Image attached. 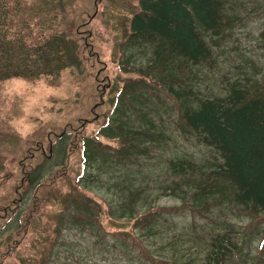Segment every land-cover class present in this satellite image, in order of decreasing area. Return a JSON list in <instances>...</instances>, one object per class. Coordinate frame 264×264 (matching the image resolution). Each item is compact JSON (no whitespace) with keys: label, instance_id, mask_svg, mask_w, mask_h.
Returning <instances> with one entry per match:
<instances>
[{"label":"rangeland","instance_id":"374dc122","mask_svg":"<svg viewBox=\"0 0 264 264\" xmlns=\"http://www.w3.org/2000/svg\"><path fill=\"white\" fill-rule=\"evenodd\" d=\"M231 4L239 18L215 62H187L172 76L179 92L212 99L236 81L264 91V0ZM140 11L139 0H0V264H171L165 243L191 231L207 239L238 232L250 253L264 252V214L235 204L231 185L212 176L224 161L183 121V98L141 74L153 47L126 43ZM73 20L71 37L85 33L81 62L47 67L31 52ZM124 109L132 118L121 119L119 136L115 118ZM174 161L192 162L198 173H173ZM151 209L157 213L141 226L156 220L157 231L141 237L133 221ZM80 215L95 235L75 227ZM132 231L155 260L124 234Z\"/></svg>","mask_w":264,"mask_h":264},{"label":"trees","instance_id":"16d2710c","mask_svg":"<svg viewBox=\"0 0 264 264\" xmlns=\"http://www.w3.org/2000/svg\"><path fill=\"white\" fill-rule=\"evenodd\" d=\"M139 2L141 11L132 19L126 43L130 50L153 47L154 53L147 66L141 70V74L158 77L157 84L164 86L168 95L177 100L183 98L185 103L183 121L200 144L217 150L224 161L221 169L214 171L212 176H218L231 185L232 201L235 204L252 210L253 213L264 214L263 89L252 94L248 85L242 87L239 81H236L230 85L226 95L202 99L196 96L194 91L191 97L189 91L179 92L176 80L172 77L176 76V72L181 71V67L183 69L187 62L193 66L215 62L214 50L225 41L233 23L239 18L231 0H139ZM67 24L66 32L60 35L57 32L48 33L42 51L37 48L31 52L33 54L41 52L49 68L53 61H58V66L62 64L63 68L78 67L81 62L79 42L84 39L85 33L80 34L79 42L75 41L71 34L76 24L74 20L68 21ZM87 25L89 24L84 23L80 26L83 28ZM57 30L59 29L56 28L55 31ZM18 47L23 50L22 44L18 43ZM2 50L7 48L2 45ZM185 96L187 102L184 100ZM118 115L119 118H115V127L118 135L122 136L125 130L123 122L126 120L121 119L132 117L125 109L118 111ZM133 125L132 123L130 127H136ZM138 130H129L128 136L133 139L142 137L143 132ZM87 146L88 144L86 150ZM170 170L183 176L198 173L197 165L187 161L171 162ZM205 205L202 204L201 207L207 208ZM155 212L157 213L153 209L146 211L142 217L133 221L134 229L140 231L141 237L149 236L145 233H150L151 230L157 231L156 220L152 222L150 228L144 229L141 226L143 219L149 215L154 216ZM71 221L80 232L87 231L95 235V231L91 229L93 223L90 224L85 215L75 216ZM63 223L65 225L67 221ZM114 233L120 235L119 232H113L111 235ZM124 234L130 236L155 260L135 231H132V236ZM240 237V234L234 231L214 234L208 239L193 231L186 235L175 233L164 247L174 250L176 257L171 264H264V252L258 253V256L253 255L247 250L245 240Z\"/></svg>","mask_w":264,"mask_h":264},{"label":"flooded vegetation","instance_id":"af4514ba","mask_svg":"<svg viewBox=\"0 0 264 264\" xmlns=\"http://www.w3.org/2000/svg\"><path fill=\"white\" fill-rule=\"evenodd\" d=\"M100 1V0H99ZM65 136V134L64 133H62V134H60L59 136H58V139H61V138H63ZM54 143L53 142H51L50 143V153H52V151H53V148H54ZM86 145H87V143H85L84 144V148H86ZM86 150V149H85ZM51 158V157H50Z\"/></svg>","mask_w":264,"mask_h":264}]
</instances>
